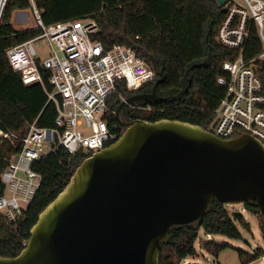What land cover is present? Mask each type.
<instances>
[{
	"label": "trees",
	"instance_id": "trees-1",
	"mask_svg": "<svg viewBox=\"0 0 264 264\" xmlns=\"http://www.w3.org/2000/svg\"><path fill=\"white\" fill-rule=\"evenodd\" d=\"M43 10L42 18L50 25L65 20L93 18L99 26L95 38L106 47L115 44L134 48L156 72L152 87L161 78L157 93L175 96L192 80L190 90L178 101L150 103L140 102L129 107L127 113L135 119L157 121L177 119L208 128L216 118V109L226 95V86L218 77L227 76L223 62L234 59L237 51L223 46L216 40L217 33L227 13L216 0H34ZM32 7V0H8L0 20V129L11 134L0 137V197L5 194L2 173L11 159L20 152L22 138L33 122L42 127H53L57 110L49 101L40 82L25 84L21 73L15 71L7 57V49L40 35L41 31L17 29L11 22L16 10ZM262 42L255 25L244 50L246 59H254L257 72L264 85V57ZM206 62L187 70L194 64ZM45 83L49 84L47 73ZM138 90V92L140 91ZM122 94L133 92L123 88ZM115 99H118L116 97ZM119 102H116L117 108ZM111 127L122 133L116 115H109ZM82 154L70 155L63 147L38 159L33 168L42 175V183L34 199L16 220H8L0 214V255L14 257L21 253L31 237V229L39 214L52 202L70 181L75 169L86 159ZM244 208L260 215L255 202H247ZM228 204L214 200L204 217L197 223L174 227L160 253V264H181L188 257H198L196 246L199 229L206 238L200 239V248L218 257L231 247L216 238L225 236L241 239L240 227L250 226L242 210L231 212ZM240 226V227H239ZM211 235V238L208 236ZM264 241V225H261ZM243 264H249L264 254L260 250L249 255L239 250ZM247 255V256H246Z\"/></svg>",
	"mask_w": 264,
	"mask_h": 264
},
{
	"label": "water",
	"instance_id": "water-1",
	"mask_svg": "<svg viewBox=\"0 0 264 264\" xmlns=\"http://www.w3.org/2000/svg\"><path fill=\"white\" fill-rule=\"evenodd\" d=\"M216 1L228 11V0ZM187 80L175 96L156 92L160 78L152 93L122 101L116 115L126 129L120 138L79 164L39 214L27 246L17 256L0 255V264H160L171 230L199 222L214 200L255 202L264 219L259 138H221L177 119L121 123L127 106L178 101L190 90Z\"/></svg>",
	"mask_w": 264,
	"mask_h": 264
},
{
	"label": "built area",
	"instance_id": "built-area-1",
	"mask_svg": "<svg viewBox=\"0 0 264 264\" xmlns=\"http://www.w3.org/2000/svg\"><path fill=\"white\" fill-rule=\"evenodd\" d=\"M7 1L0 0V20ZM242 1L228 0L227 15L216 36L223 46L236 50L237 56L223 62L227 76L218 77V82L226 86V95L207 130L221 138L250 134L264 143V85L255 60L244 56L254 24L263 46L259 57H264V0ZM31 8L34 21L29 28L41 33L8 48L7 57L25 84L42 83L57 114L53 127L36 122L30 125L20 152L2 173L5 194L0 197V214L12 221L29 206L40 188L42 175L33 165L51 154L48 149L53 153L63 147L70 155L88 158L113 144L123 133L112 128L109 119L111 113L116 115V102L120 105L128 98L121 90L137 92L156 78L155 70L134 48L120 44L106 47L96 39L99 26L95 19L47 25L43 10L34 0ZM42 38L47 39L50 51L44 60L34 45ZM0 137L10 138L11 134L0 129ZM184 262L190 264L188 258Z\"/></svg>",
	"mask_w": 264,
	"mask_h": 264
},
{
	"label": "rangeland",
	"instance_id": "rangeland-1",
	"mask_svg": "<svg viewBox=\"0 0 264 264\" xmlns=\"http://www.w3.org/2000/svg\"><path fill=\"white\" fill-rule=\"evenodd\" d=\"M239 1L243 2L242 0ZM23 12L28 14V20L22 24H17V26L22 29H27V27L34 21V13L31 8L25 9ZM34 45L37 48L40 58L42 60L47 58L50 53L47 39H38L34 42ZM48 152L52 153V150L48 149ZM228 208L231 212L242 210L250 224L248 228L239 226L242 232V238L230 239L225 236H217V239L228 242L231 247L224 249L220 252L219 256L216 257L207 250L199 247V240L206 238L203 228H200V238L196 244L200 254L198 257H188L190 264H243L240 258L239 250H242L249 255H256L260 250L264 251V241L261 236V225H264V219L261 214L255 215L252 212H249L244 208L243 204L229 205ZM181 264H185V262L183 261ZM249 264H264V254L260 255L258 259Z\"/></svg>",
	"mask_w": 264,
	"mask_h": 264
},
{
	"label": "flooded vegetation",
	"instance_id": "flooded-vegetation-1",
	"mask_svg": "<svg viewBox=\"0 0 264 264\" xmlns=\"http://www.w3.org/2000/svg\"><path fill=\"white\" fill-rule=\"evenodd\" d=\"M155 83L156 82H154V85H155ZM154 85L152 86V87H146L145 89H143V90H140L139 92L137 91V92H134L133 94H142V93H152L153 91H154ZM157 92V91H156ZM132 94V95H133ZM160 95V94H159ZM128 108L129 107H125L124 109H122V111L120 112V115H119V119H120V121H121V123H127V122H129V121H131V120H134L128 113H127V111H128ZM121 114H123V115H121ZM116 118H117V120H118V117H117V115H116ZM118 122H119V120H118ZM119 124H120V122H119ZM120 126H121V129H122V131L124 132L125 131V129H126V126H124V125H122V124H120Z\"/></svg>",
	"mask_w": 264,
	"mask_h": 264
},
{
	"label": "crops",
	"instance_id": "crops-1",
	"mask_svg": "<svg viewBox=\"0 0 264 264\" xmlns=\"http://www.w3.org/2000/svg\"><path fill=\"white\" fill-rule=\"evenodd\" d=\"M26 20H28V14L23 12V10H16L13 13L11 22L17 29H22L21 27H18L17 24H22ZM29 27L30 26H28L27 28H29ZM211 237H212L211 235L208 236V238H211Z\"/></svg>",
	"mask_w": 264,
	"mask_h": 264
}]
</instances>
